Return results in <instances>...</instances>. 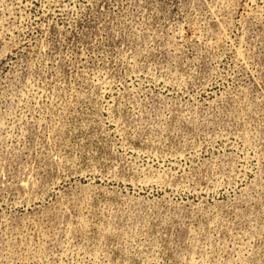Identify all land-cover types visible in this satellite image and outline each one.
<instances>
[{"label":"rangeland","instance_id":"374dc122","mask_svg":"<svg viewBox=\"0 0 264 264\" xmlns=\"http://www.w3.org/2000/svg\"><path fill=\"white\" fill-rule=\"evenodd\" d=\"M0 264H264V0H0Z\"/></svg>","mask_w":264,"mask_h":264}]
</instances>
